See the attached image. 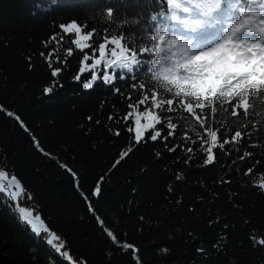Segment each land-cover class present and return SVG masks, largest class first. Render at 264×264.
<instances>
[{"label":"trees","instance_id":"trees-1","mask_svg":"<svg viewBox=\"0 0 264 264\" xmlns=\"http://www.w3.org/2000/svg\"><path fill=\"white\" fill-rule=\"evenodd\" d=\"M226 19L264 0H0V172L61 243L0 182V264H264V80L186 39Z\"/></svg>","mask_w":264,"mask_h":264},{"label":"rangeland","instance_id":"rangeland-1","mask_svg":"<svg viewBox=\"0 0 264 264\" xmlns=\"http://www.w3.org/2000/svg\"><path fill=\"white\" fill-rule=\"evenodd\" d=\"M233 43V41H227L223 44L219 43H212L209 44L207 49L215 50L214 54L212 55L211 62L206 61L208 64L214 65L215 64H224V66H221L217 69H214L209 74L210 76H207L205 78V81L200 84V91L204 92L205 95L210 93L211 95L214 94L213 89L217 86V83L219 80H222L221 75H230L232 76L235 71H245L250 69V64H255L254 69L258 71L257 74H252V79L256 80H264V75H260L261 72L264 71V64L257 61V57H253L249 63H245L243 61H240V58H235L236 56H239L241 58H247L244 57L242 54H233V47L230 44ZM258 49H260L258 47ZM239 50H243L242 48H239ZM237 47V52L240 53ZM236 50L234 53H237ZM259 55V54H258ZM204 57V56H202ZM233 57V58H231ZM264 59V58H263ZM203 64V63H202ZM204 68V66H203ZM259 76H261L259 78ZM0 182L2 186L7 190L9 196L12 200L16 202V205L18 206V211L20 213L21 219L29 224V226L32 228L34 232L37 234H40L44 236L47 240L52 242V240L56 239V236L53 235L51 232H49L48 227L44 223V221L39 216L36 209L26 207L25 205H18L19 203V194L21 193V185L19 183H16L12 177L8 176L5 172H0ZM52 244L60 250V242H52Z\"/></svg>","mask_w":264,"mask_h":264},{"label":"water","instance_id":"water-1","mask_svg":"<svg viewBox=\"0 0 264 264\" xmlns=\"http://www.w3.org/2000/svg\"><path fill=\"white\" fill-rule=\"evenodd\" d=\"M15 182H17L16 180H14Z\"/></svg>","mask_w":264,"mask_h":264}]
</instances>
